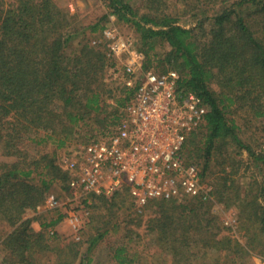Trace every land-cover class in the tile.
Masks as SVG:
<instances>
[{"label":"trees","instance_id":"16d2710c","mask_svg":"<svg viewBox=\"0 0 264 264\" xmlns=\"http://www.w3.org/2000/svg\"><path fill=\"white\" fill-rule=\"evenodd\" d=\"M103 1L107 10L89 21L88 14H73L56 0H0V221L9 225L0 264H144V249L132 245L143 236L132 225L134 218L140 224V211L124 221L123 239L113 238L120 226L115 209L126 203V210L136 208L127 188L92 194L81 240L54 243L56 232L34 229L25 214L43 201L52 181L68 188L70 173L56 159L57 150L81 129L112 131L134 94L125 84L114 95L106 86L110 57L104 44L83 36L68 51L86 31L100 32L109 14L139 35L144 68L176 70L177 89L201 97L205 120L190 133L186 157L202 160V175L211 159L220 166L207 193L147 201L156 208L144 233L169 255L163 264H241L252 255L264 261V126L262 139L247 142L233 117L243 110L247 123L264 125V0ZM172 1L188 6L191 19L172 11ZM157 44L165 49L158 51ZM110 93L113 101L107 102ZM46 142L54 144L52 153L30 151ZM232 144L244 148L254 165L247 181L235 177L241 159L234 158ZM214 199L236 208L243 240L220 233ZM61 217L40 225L46 229ZM102 242L104 250L93 254ZM208 254L219 261L208 262Z\"/></svg>","mask_w":264,"mask_h":264},{"label":"built area","instance_id":"2783aa9c","mask_svg":"<svg viewBox=\"0 0 264 264\" xmlns=\"http://www.w3.org/2000/svg\"><path fill=\"white\" fill-rule=\"evenodd\" d=\"M102 36L108 40L109 54L129 51L124 84L134 88V94L122 107L116 127L86 144L81 160L63 165L70 173L68 187L105 195L127 188L137 205L152 198L207 193L210 188L201 169L185 153L190 133L205 120L201 97L177 89L176 70L144 68L141 52L111 40L116 37L114 28L103 29ZM100 41L92 39L93 44ZM44 202L49 207L57 205L49 194Z\"/></svg>","mask_w":264,"mask_h":264},{"label":"rangeland","instance_id":"374dc122","mask_svg":"<svg viewBox=\"0 0 264 264\" xmlns=\"http://www.w3.org/2000/svg\"><path fill=\"white\" fill-rule=\"evenodd\" d=\"M133 2H137V0H132ZM56 2L69 10L73 14H77L78 16L82 17L85 14H88L87 18L89 21L97 19L99 15H101L104 11L107 10V7L103 0H56ZM137 3H140L139 0ZM140 5V4H139ZM170 8L172 11L177 12L178 15H180L181 19L183 21H188V19H191L190 10L189 7L182 4V3H170ZM77 16V17H78ZM87 21H84V23ZM190 22V21H189ZM114 28L116 37H114L111 40L114 41H120L121 43H125L131 51H139V35L135 31V29L128 23H124L122 21H119L116 16L113 14H109L108 17H106L104 21V27L102 28ZM102 30L97 33H91L89 31H86L84 35H80L79 38H76L71 43V48L68 49V51L72 50L78 43V41L85 36L87 39L90 40V43H92V39L97 38L101 39L99 45H105L107 47V53L109 55V65L106 67L105 75H104V82L107 87L112 89V94L117 93V88H120L121 85L124 84V79L127 75L126 69L128 65V61L130 58V53L128 50H124L123 52L119 54L110 53L109 54V48L107 46V39L102 36ZM96 35V36H94ZM106 41V42H105ZM95 45V44H93ZM97 45V44H96ZM156 49L158 51H163L165 48H161L158 44L156 45ZM162 49V50H161ZM142 53V52H141ZM155 59V58H154ZM154 64L156 63V60H154ZM155 70H159L157 68H153ZM107 102L113 101V96L111 93L106 98ZM110 109V108H108ZM233 117H235L239 125L241 126L240 133L243 136V139L245 141L250 140L253 143H257L259 139H262L260 137L259 133L262 130V123L259 121H250L247 123V114L243 110H239L234 112ZM254 133L255 135L252 134ZM263 133V132H262ZM105 135V134H104ZM258 135V136H257ZM103 136L102 133L99 132V130L94 131H87L85 128L81 129L79 132L74 134L67 143L60 147L57 150L56 159L58 160L59 164L63 167L67 162L70 160L76 159L81 160L82 157V149L91 142L93 139H97L99 137ZM90 138V141L88 140ZM88 140V142H87ZM233 144L230 146V151H232L234 158L241 159V165L240 170L237 172L235 177L237 178V181H247L250 179V177L254 174L255 168L253 163L251 162V159L249 157L248 152L244 149L236 145L233 148ZM254 147L258 148L255 144ZM30 151H34V153H39L40 151L43 152H49L52 153L54 150V144L51 142H46L41 144L38 150L33 149V147H29ZM237 153V154H236ZM195 160V159H194ZM193 160V161H194ZM198 167L201 169L202 167V160H195L194 161ZM220 169V166L218 165V162L216 163L215 159H211L209 163V167L206 170V173L202 176L204 179V184H206L210 189L214 186L215 183V175L216 171ZM262 176L260 175L259 178ZM52 195L57 200V205L55 207H49L47 206V203H45V198L43 201L37 205L34 209H28L26 211V216L31 217V225L34 227V229L37 230H45L48 232V229L50 231H54L57 234V237L54 239V243H63L66 241H72V240H81L84 235V227L87 221L88 212L91 209L90 206H87L86 203H90L92 199L91 193H81L79 191H74L72 189L65 188L63 185V182L54 180L49 184L48 190L45 192V197L47 195ZM213 197V196H212ZM211 198V196H210ZM86 200V202L84 201ZM146 202L143 205H137L136 208L139 207L141 209H136L135 207H130L128 210L125 209L127 207V203L125 206L121 208H116V214L118 215L116 219L120 221V226L118 231L115 232L113 235V238H122V234H124V221H127V219L130 216H135V211H140V214L142 216V219L139 221L140 224L137 225L136 220L137 218L133 220L132 225H134L136 228H138L143 235L141 239L137 242L134 241L132 243L133 248H140L144 249V252H142L144 264H158V263H169L167 258H169V255H166V253L160 251L157 248V245L152 242V234H145L144 233V221L152 214L155 213L156 205L150 204ZM49 207V208H47ZM211 208L213 211L218 215L219 220L221 221V234L222 233H229L234 237H238L239 239L243 240V230L239 228L238 221H237V210L234 206H228L225 202H218L216 199H214V203L211 205ZM62 214V217L59 221H57L54 225L44 229L40 225L42 221H49L51 218L57 217L59 214ZM129 213H132L129 214ZM9 229V225L4 222L0 221V260L3 255L2 250V244L1 240L6 232V230ZM83 236V237H82ZM123 239V238H122ZM99 248H97L94 253L100 252L101 250H104L105 243L102 242L99 245ZM86 243H82L80 249L83 252L85 250ZM104 252L100 253L103 254ZM39 257L42 261L47 259V253H41L39 254ZM49 259L53 260V255H49ZM98 258V256H97ZM48 259V260H49ZM207 259L210 263H216V261H219V257L217 255L208 254L204 258ZM49 260V261H50ZM198 261H203L202 259H199ZM245 263L241 264H250L251 262L254 264H264V261L261 257L258 255H252L250 258L245 259ZM229 263V262H227Z\"/></svg>","mask_w":264,"mask_h":264}]
</instances>
